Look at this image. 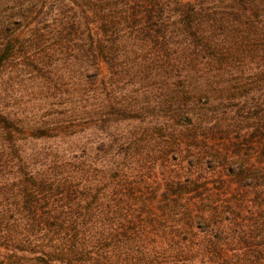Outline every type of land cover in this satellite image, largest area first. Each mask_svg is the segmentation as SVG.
Here are the masks:
<instances>
[{"label": "trees", "instance_id": "trees-1", "mask_svg": "<svg viewBox=\"0 0 264 264\" xmlns=\"http://www.w3.org/2000/svg\"><path fill=\"white\" fill-rule=\"evenodd\" d=\"M0 264H264V0H0Z\"/></svg>", "mask_w": 264, "mask_h": 264}]
</instances>
